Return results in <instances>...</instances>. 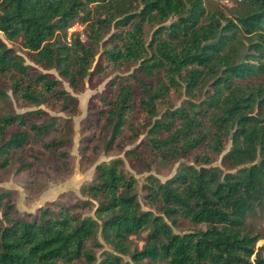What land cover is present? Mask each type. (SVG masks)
Segmentation results:
<instances>
[{"label":"trees","instance_id":"1","mask_svg":"<svg viewBox=\"0 0 264 264\" xmlns=\"http://www.w3.org/2000/svg\"><path fill=\"white\" fill-rule=\"evenodd\" d=\"M232 1L227 12L216 0H0L4 37L20 38L34 63L56 69L73 84L108 65L138 61L129 76L143 93L141 110L153 117L156 102L184 82L189 97L147 129L145 144L162 157L197 147L220 153L225 138L231 139L222 156L225 167L210 164L204 152L195 155L204 163L199 168L180 162L164 181L149 175V208L142 207L137 179L124 172L122 157L95 165L94 178L82 188L90 198L81 205L39 207L27 219L13 215L11 192H0V264H132L125 254L143 264H264V244L256 245L264 229L252 223L264 205V0ZM76 22L85 24L87 44L78 31L68 40ZM112 23L123 28L104 39L97 54L95 45ZM145 23L155 25L148 42ZM156 72L162 74L155 83L144 77ZM6 77L12 91L29 102L63 94L51 72L29 70L0 37V99L7 96ZM133 96V84L126 81L110 103L106 148L117 145ZM41 116L39 108L0 114V169L9 164L12 149L56 126L54 117L38 122ZM63 142L51 139L45 146ZM91 198L94 215L79 213ZM165 217L205 227L177 232ZM144 230L141 248L130 249V235ZM98 231L111 246L100 254Z\"/></svg>","mask_w":264,"mask_h":264},{"label":"rangeland","instance_id":"2","mask_svg":"<svg viewBox=\"0 0 264 264\" xmlns=\"http://www.w3.org/2000/svg\"><path fill=\"white\" fill-rule=\"evenodd\" d=\"M216 1L227 12L233 4L232 0ZM154 27L155 25L144 24L146 42L149 41ZM122 28L123 26L112 23L106 30L103 40L95 45L97 54L103 48L104 39ZM68 30L78 31L81 39L86 44L88 43L84 23L76 22ZM0 37L14 52L23 57L24 63L29 64V70L51 72L58 79L59 89L63 90L61 97L49 94L45 101L34 103L17 96L12 91L7 80L9 77L2 82L7 96L0 99V114L6 111L20 113L28 109L39 108L42 109V116L38 117L37 121L42 122L54 117L56 125L48 133L23 148L12 149L9 164L0 169V192L4 190L11 192L14 216L30 219L38 213L39 207L48 205L56 208L57 203L81 205L86 198H90L82 193V188L94 178L95 165L113 157H122L124 172L134 175L137 179L136 190L143 208H149V204L144 199L147 189L144 183L152 182V179L148 178L149 175L155 180L164 181L175 173L180 162L192 163L199 168L204 163L200 162L202 160H196L195 155L204 152H207L210 157L212 161L210 164L225 167L222 156L231 145L229 137L225 138L220 153H211L205 147H197L180 157L171 158L162 157L156 150L145 144L148 142L146 139L149 123L155 117L162 116L163 112L182 105L189 97L184 88V82L179 87L180 89L170 91L162 100L156 102L158 109L152 117L141 110L139 100L143 93L129 76V73L138 66V61H123L113 66L108 65L100 72H89L80 82L73 84L69 79L60 75L56 69H46L34 63L22 46L20 38L7 40L2 32H0ZM161 74V72H156L152 77L146 75L144 77L155 83ZM126 81H130L134 87L132 109L125 116L127 119L121 134L116 139L117 145L113 144L112 147L106 148V143L110 138V127L106 121L108 107ZM195 93L196 96L193 99L199 102L204 92L202 90ZM205 125L208 128V125ZM51 139H63L64 142L58 147H46L45 143ZM129 149L132 151L125 153ZM90 201L92 203L89 206L77 208V211L83 215H94L96 200L91 198ZM257 209L258 212L252 218V223L256 228L264 229V205ZM1 210L0 208V218L2 217ZM165 219L177 232L205 227L203 223H193L183 217H179L176 223L168 217ZM146 234L147 231L144 230L130 235V249L141 248ZM97 237L102 243L101 247H95L97 254L104 249L111 250V246L102 238L99 231ZM260 244H264V239L257 241L256 245ZM123 258L132 264H143L135 263L126 254Z\"/></svg>","mask_w":264,"mask_h":264},{"label":"built area","instance_id":"3","mask_svg":"<svg viewBox=\"0 0 264 264\" xmlns=\"http://www.w3.org/2000/svg\"><path fill=\"white\" fill-rule=\"evenodd\" d=\"M69 28H70V27H69ZM68 32H69V33H68V40H69V39H70V37H69V36H70V31L68 30Z\"/></svg>","mask_w":264,"mask_h":264}]
</instances>
